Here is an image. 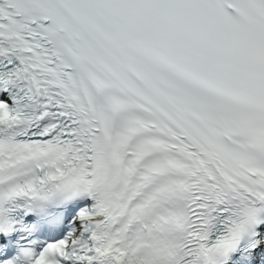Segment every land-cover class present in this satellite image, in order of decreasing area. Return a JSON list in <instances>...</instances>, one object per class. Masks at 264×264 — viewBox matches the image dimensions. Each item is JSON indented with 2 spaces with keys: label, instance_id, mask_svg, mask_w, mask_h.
<instances>
[{
  "label": "snow or ice",
  "instance_id": "snow-or-ice-1",
  "mask_svg": "<svg viewBox=\"0 0 264 264\" xmlns=\"http://www.w3.org/2000/svg\"><path fill=\"white\" fill-rule=\"evenodd\" d=\"M0 264H264V0H0Z\"/></svg>",
  "mask_w": 264,
  "mask_h": 264
}]
</instances>
